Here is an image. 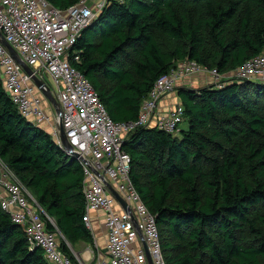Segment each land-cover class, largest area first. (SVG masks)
Wrapping results in <instances>:
<instances>
[{"label": "trees", "instance_id": "obj_1", "mask_svg": "<svg viewBox=\"0 0 264 264\" xmlns=\"http://www.w3.org/2000/svg\"><path fill=\"white\" fill-rule=\"evenodd\" d=\"M46 1L66 10L81 0ZM73 49L110 118L133 121L175 64L224 75L264 55V0H109ZM223 83L175 90L188 124L178 135L141 128L122 146L166 264H264V82ZM0 158L65 240L91 241L79 163L17 112L1 76ZM0 264H48L1 208Z\"/></svg>", "mask_w": 264, "mask_h": 264}, {"label": "built area", "instance_id": "obj_2", "mask_svg": "<svg viewBox=\"0 0 264 264\" xmlns=\"http://www.w3.org/2000/svg\"><path fill=\"white\" fill-rule=\"evenodd\" d=\"M108 3L81 0L59 10L46 0H0V35L32 70L31 75L25 73L0 43V76L17 112L35 126L49 127V134L62 148L56 128L60 122L68 145L78 155L75 159L82 173L84 225L91 229V213L101 212L106 229L107 258L91 264H147L144 246L152 264H166L154 217L131 181L130 157L122 146L132 132L141 128L178 135L185 120L183 107L163 106L162 100L197 76L211 77L214 85L221 87L223 75L195 61L179 62L156 79L141 101L135 120L114 122L92 85L74 67L79 54L73 49L81 31ZM232 73L231 78L236 80L264 82V55L249 59ZM33 76L49 87L59 105V116L42 107L43 102L51 105L35 86ZM99 176L126 202L133 221ZM0 208L13 224L23 227L29 248H40L48 264H83L61 249L64 237L54 221L1 158ZM47 223L52 230L47 229Z\"/></svg>", "mask_w": 264, "mask_h": 264}, {"label": "crops", "instance_id": "obj_3", "mask_svg": "<svg viewBox=\"0 0 264 264\" xmlns=\"http://www.w3.org/2000/svg\"><path fill=\"white\" fill-rule=\"evenodd\" d=\"M204 85H199L191 88H198L202 87ZM40 91V90H39ZM41 92V91H40ZM173 96V95H172ZM167 97V99L162 100L163 106H172L179 104V100L177 96L173 97ZM42 107L45 111H48L47 104L45 102L42 103ZM47 128V127H46ZM47 132L50 130V128L45 129ZM183 130V129H182ZM49 133V132H48ZM113 190V189H112ZM114 191V190H113ZM116 209V206H115ZM91 229H88L90 235H91V241L89 243L84 242L82 240L70 244L67 240L62 239L68 249V252L70 256H73V258H79L83 264H91L97 259H106V229L104 227V220H103V214L101 212H93L91 213ZM87 229V228H86ZM60 242V243H61ZM78 247L79 251L75 252L74 247Z\"/></svg>", "mask_w": 264, "mask_h": 264}, {"label": "water", "instance_id": "obj_4", "mask_svg": "<svg viewBox=\"0 0 264 264\" xmlns=\"http://www.w3.org/2000/svg\"><path fill=\"white\" fill-rule=\"evenodd\" d=\"M0 43L7 49V51L14 58V60L21 66L23 71L25 73H27L28 75H31L32 74V70L20 59L18 54L4 41V39L1 37V35H0ZM32 79H33V82H34L35 86L37 87V89H39L41 91V93L43 94L45 100L53 107L55 115L59 116L60 115L59 105L56 102V100L54 99V97L52 96L49 87L41 79H38V78H36L34 76L32 77ZM56 128L58 130L59 142H60V145H61L64 153L69 155V156H71V157H73V158L78 157L77 154L72 152L71 147L68 145L64 130H63L62 125L60 124V122L57 124ZM99 177L101 178L103 183L106 185V187L109 188V190H110L112 196L114 197V199L122 206L124 212L128 213L130 215L131 220L133 221V216H132L130 208L126 204V202L115 191H113L109 187V185L106 183V181L101 176H99ZM138 234H139V237H141L140 236V232H138ZM144 249H145V253H146L147 264H152L151 263V259H150L149 255H148L147 251H146V247L145 246H144Z\"/></svg>", "mask_w": 264, "mask_h": 264}, {"label": "rangeland", "instance_id": "obj_5", "mask_svg": "<svg viewBox=\"0 0 264 264\" xmlns=\"http://www.w3.org/2000/svg\"><path fill=\"white\" fill-rule=\"evenodd\" d=\"M232 74L233 73H229V74H224L221 78H220V82H222V80H227V79H229V77H232ZM212 79L213 78H211V77H208V76H197V77H193V78H191L190 79V81L187 83V84H185L186 85V87H188V88H191V87H195V86H199V85H207V84H210V83H213V81H212ZM215 83V82H214ZM213 83V84H214ZM175 96L176 95V92H174V93H172L171 95H169V97H171V96ZM172 96V97H173ZM168 97V98H169ZM48 107V111H54L53 110V107L52 106H47ZM187 127H188V124H187V122H186V120H184L183 121V123L181 124V128L183 129V130H186L187 129ZM49 128V127H48ZM32 195V194H31ZM33 196V195H32ZM34 198V197H33ZM74 249H75V252H78L79 251V249H78V247L76 246V247H74Z\"/></svg>", "mask_w": 264, "mask_h": 264}]
</instances>
